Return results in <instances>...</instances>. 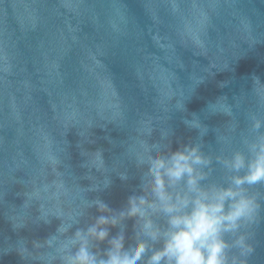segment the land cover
Instances as JSON below:
<instances>
[{"label":"water","instance_id":"95a60500","mask_svg":"<svg viewBox=\"0 0 264 264\" xmlns=\"http://www.w3.org/2000/svg\"><path fill=\"white\" fill-rule=\"evenodd\" d=\"M261 136L264 0H0V264H68L157 151L198 146L203 183L227 184ZM248 190L229 264H264V183ZM133 224L111 232L130 244Z\"/></svg>","mask_w":264,"mask_h":264},{"label":"clouds","instance_id":"9594fccd","mask_svg":"<svg viewBox=\"0 0 264 264\" xmlns=\"http://www.w3.org/2000/svg\"><path fill=\"white\" fill-rule=\"evenodd\" d=\"M209 162L198 146L150 156L142 194L129 197L118 215H105L111 210L100 203L95 223L77 232L80 247L68 264H229L225 234L253 220L259 208L248 188L264 183V136L248 155L237 151L225 161L236 173L227 184L203 183ZM125 219L134 220L130 244L123 230L111 232Z\"/></svg>","mask_w":264,"mask_h":264}]
</instances>
